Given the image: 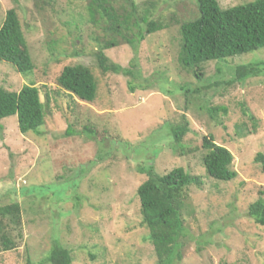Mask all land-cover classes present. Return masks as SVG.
<instances>
[{
  "label": "rangeland",
  "instance_id": "rangeland-1",
  "mask_svg": "<svg viewBox=\"0 0 264 264\" xmlns=\"http://www.w3.org/2000/svg\"><path fill=\"white\" fill-rule=\"evenodd\" d=\"M156 1L158 15L178 21L136 49L124 43L106 51L114 63L134 64L139 75L132 80L102 75L92 66L98 29L87 22L80 0L52 6L0 0V27L7 11L16 9L35 65L33 74L23 76L0 63V87L19 92L33 85L45 111L40 135L23 134L17 116L0 121V206L19 203L23 235L16 249L0 251V264H27L29 258L50 264L46 258L58 244L70 250L72 264H156L137 194L147 179L140 168L151 165L160 175L183 168L203 182L188 191L183 259L177 264H264V226L249 215V207L264 199V174L254 162L264 153V73L231 84L234 68L264 62V48L227 63L204 64L199 82L178 63L180 23L197 16L196 1ZM217 1L227 9L254 0ZM75 63L91 65L97 76L93 103L57 83L64 67ZM188 88L202 95L186 94ZM211 108L228 113L218 111L213 118ZM245 109L258 120L256 130ZM182 115L190 131L177 149L172 126ZM208 135L232 153L235 180L208 177L201 150Z\"/></svg>",
  "mask_w": 264,
  "mask_h": 264
},
{
  "label": "trees",
  "instance_id": "trees-1",
  "mask_svg": "<svg viewBox=\"0 0 264 264\" xmlns=\"http://www.w3.org/2000/svg\"><path fill=\"white\" fill-rule=\"evenodd\" d=\"M33 1L51 6L57 3V0ZM80 1L88 12L87 22L98 29L94 38L97 48L93 51L92 66L102 75L123 74L131 76L132 80L137 79L139 74L138 70L133 71L134 64L133 68H126L114 63L106 55V51L124 43L136 49L147 36L170 29L173 20L177 19L174 15L169 16L170 18L167 15H158L156 0H145L141 3L136 0ZM195 1L197 16L180 23L178 63L182 70L199 82L204 64L227 63L230 59L264 48V0H254L227 9H221L217 0ZM53 51L56 49L53 48ZM0 63L12 65L23 76L34 73L35 65L16 9L7 11L0 27ZM257 63L258 65L254 63L234 68L235 80L231 84L262 75L264 62ZM57 83L60 89L82 101L93 103L97 99L99 84L91 65L75 63L64 67ZM129 86L132 90L136 87L131 82ZM192 93L202 95L200 90L188 88L186 94ZM186 102L190 103L187 96ZM218 111L223 115L228 113L226 108H211L213 118ZM244 114L252 121L253 129L256 130L258 120L248 109L244 110ZM12 116H17L18 126L23 134H41L40 129L45 124V111L36 87L27 85L19 92L0 87V121ZM189 131L190 122L182 115L181 122L172 126L177 149L183 148V141ZM84 132L94 138V131L89 127H85ZM72 133L73 131H68V135ZM201 150L204 153L202 159L208 177L221 182L236 179L238 174L232 169V153L226 147L218 145L212 135L203 137ZM254 162L264 174V153H258ZM140 172L147 179L139 186L137 194L141 204L142 222L149 230V238L157 256L156 264H177L183 259L182 242L186 235V218H183V212L189 199L188 191L192 185L201 186L203 182L183 168L160 175L151 165L140 168ZM37 189L40 190L38 187L34 191ZM21 212L19 203L0 206V251L16 249L17 238L22 239ZM249 215L257 224L264 226V199L257 200L249 207ZM14 232H17L16 236ZM46 262L72 264L73 257L69 249L58 244L51 249ZM27 264L35 263L29 258Z\"/></svg>",
  "mask_w": 264,
  "mask_h": 264
}]
</instances>
